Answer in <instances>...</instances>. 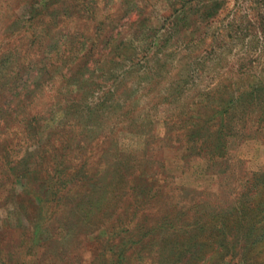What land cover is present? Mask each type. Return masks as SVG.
Segmentation results:
<instances>
[{"label":"rangeland","instance_id":"obj_1","mask_svg":"<svg viewBox=\"0 0 264 264\" xmlns=\"http://www.w3.org/2000/svg\"><path fill=\"white\" fill-rule=\"evenodd\" d=\"M0 264H264V0H0Z\"/></svg>","mask_w":264,"mask_h":264},{"label":"trees","instance_id":"obj_2","mask_svg":"<svg viewBox=\"0 0 264 264\" xmlns=\"http://www.w3.org/2000/svg\"><path fill=\"white\" fill-rule=\"evenodd\" d=\"M1 47V46H0ZM1 49V48H0ZM1 117V116H0Z\"/></svg>","mask_w":264,"mask_h":264}]
</instances>
